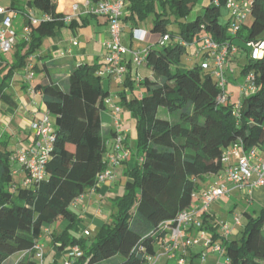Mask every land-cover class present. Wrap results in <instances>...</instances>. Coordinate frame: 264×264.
<instances>
[{
  "label": "trees",
  "instance_id": "trees-1",
  "mask_svg": "<svg viewBox=\"0 0 264 264\" xmlns=\"http://www.w3.org/2000/svg\"><path fill=\"white\" fill-rule=\"evenodd\" d=\"M203 1L128 0L123 8L126 16L121 23L136 28L151 19L150 33L167 40L145 50L153 79L141 80L143 96L119 94L120 112L125 109L136 119L140 162L126 171L124 192L113 199L110 222L90 238L76 235L79 220L71 208L77 198L97 188L108 166V140L116 137V131L113 125L104 130L101 114L110 113L104 82L111 77L100 76L101 66L95 64L79 65L65 79H53L43 64L45 80L32 89L55 119L43 180L28 185L16 182L14 164H19L11 160L14 150L0 138V264H40L35 246L57 221L65 227L60 235H51L52 243L60 252L78 247L76 264H146L177 216L191 207L192 195L202 193L200 179L225 169L223 156L229 146L238 143L245 151L264 155V56L255 61L249 57L242 66L244 79L250 73L254 76L256 90L238 103L221 104L222 91L211 71L198 63L191 67L183 63L188 47L195 43H201L199 53L207 58L202 49L205 39L218 46L234 45L239 52L247 51L251 43L264 42V0H206L194 14ZM27 6L41 13L38 24L32 25L28 18V34L18 38L8 53L11 61L7 54L0 56V104L8 107L15 104L7 91L14 75L27 67L43 39L63 24L55 0H29ZM222 9L228 16L223 24ZM233 10L236 14L247 10L252 22L245 27L243 21L236 33L229 34ZM169 24L176 28H168ZM245 217L243 230L223 239V252L228 264H264V207L257 217L249 212ZM209 218L202 216L201 229L212 232Z\"/></svg>",
  "mask_w": 264,
  "mask_h": 264
},
{
  "label": "crops",
  "instance_id": "crops-1",
  "mask_svg": "<svg viewBox=\"0 0 264 264\" xmlns=\"http://www.w3.org/2000/svg\"><path fill=\"white\" fill-rule=\"evenodd\" d=\"M29 0H0V7H3L9 11V15L12 17V28L16 32L18 38H24V29L26 28V22L31 16L32 18L39 19L41 13L27 6ZM144 2H152L154 0H142ZM124 4L128 3V0H123ZM56 14L64 17H71L70 23L63 22L58 28L54 30V34L50 37L43 39L40 48L37 53L28 59V64L31 67H35L34 77L32 82L26 80L27 67L23 68L16 75H14L10 84L14 91L9 92L15 102L13 107H8L4 104H0V138H6L9 136L11 139L16 138V142L13 144L16 147L21 144V141L25 143L21 144L25 148H35L38 144L34 135L32 141H30V130L27 134L22 131L21 128H26V123L31 124L34 121L39 120L40 116L45 112L44 104L40 94L37 92L31 93L30 88H34L37 84L42 83L45 80L46 72L44 71V65L53 79H65L70 70L79 65H100L101 68L104 65L105 57L107 55L106 43L109 39L108 36V24L105 17L94 16L90 13L94 7L90 0H55ZM206 0L197 7V11H200L205 6ZM74 6L76 10H74ZM126 16V11L123 10V16ZM150 20L148 19L144 24L132 28L128 23H122L123 31L120 38L121 45L129 51H145L148 47L156 45L158 36L150 33ZM141 30L146 31L145 41H139L133 38V31ZM74 43H77L74 45ZM199 53V49L197 51ZM3 57V56H2ZM202 61L201 64L206 62ZM8 61H11L8 57ZM239 55L231 59L227 67V79L228 75H233L232 65L239 63ZM1 63V57H0ZM27 64V65H28ZM125 64L128 67V76L123 80L110 79L104 82L109 97L113 98L115 103L119 104V94L125 92L127 97L136 96L141 98L143 96V90L141 87V80L153 79L152 70L144 63L140 67H135L131 63V56L128 54L125 56ZM113 81L117 86L115 90L113 88ZM122 81V83H121ZM235 87H231V79H228L227 83V95L228 102L238 103L245 94L241 92V85L244 83V78L234 77ZM237 101V102H236ZM122 111V108H121ZM122 114V131L124 132V149L128 152L129 156L127 160L121 162L119 165H108L107 171L110 173V177L101 181L96 189H89L78 202L72 205V210L77 214L78 224L76 235L82 237L84 232H88L89 238L92 237L100 228L101 225L110 222L111 206L113 199L121 196L124 192V185L128 179L126 171L132 170L140 159L138 152L132 154V145L135 146L137 138L136 131V119H134L130 112L125 110ZM106 117L101 114L103 128L108 130L112 128L111 115L106 110ZM112 119V118H111ZM105 121L107 123H105ZM110 123V125L108 124ZM107 124V125H106ZM26 144V145H25ZM113 151V139L108 140L107 154ZM106 154V155H107ZM264 158V155H261ZM239 157L237 155H231L229 161L225 164L235 163ZM18 182L22 183L27 177L26 172H23L21 167L17 170ZM210 180L212 184L209 188L214 186L218 182V175L211 176ZM227 196H221L215 203H213L208 211L210 215V225L214 231L204 230L206 235L211 237L212 245H218L222 248L223 239H231L236 237L244 228L246 223L245 212L250 213V207L255 204L259 208L264 207V191H260V188H232ZM209 188L202 190L206 191ZM244 202L247 208H243L242 212H238L240 204L235 199ZM232 201H234L232 203ZM199 204L198 200L193 201V207ZM260 211V210H259ZM226 223L230 228L228 235L223 234L221 236L217 226L219 223ZM65 227V223L57 221L48 228L47 236L42 239V254L43 258L41 264H65L67 259V250L60 252L52 243L51 235H60ZM200 231L196 228H191L187 232L186 239L193 241L199 239ZM183 239L179 240V248L174 250V257L169 258L165 254L163 249L160 250L159 246L157 251L162 253V257L157 264H179V260H184V264H228L224 252L213 251L211 247L205 248L203 246L202 239H199L198 244L183 247ZM37 259V258H36ZM39 260V259H38ZM73 264H76L75 262Z\"/></svg>",
  "mask_w": 264,
  "mask_h": 264
},
{
  "label": "built area",
  "instance_id": "built-area-1",
  "mask_svg": "<svg viewBox=\"0 0 264 264\" xmlns=\"http://www.w3.org/2000/svg\"><path fill=\"white\" fill-rule=\"evenodd\" d=\"M125 4L123 0H100L94 5L90 13L94 16H102L106 18L108 24V36L109 39L106 43L107 55L103 67L98 74L100 76H110L112 79L122 80L127 75L128 69L125 64V56H131V63L135 67H140L145 63V51L132 52L124 48L120 43L121 34L123 31L121 18L123 16V8ZM228 8L232 10L234 5H229ZM76 10V7L73 8ZM247 10L243 13L236 14V10H233L231 26L233 28L232 33H236L239 29L238 25L241 24L247 18ZM32 25H37L39 19L29 16ZM45 20H50L48 16H44ZM65 23H70L71 17H64L62 19ZM24 38L28 34L27 27L24 29ZM146 31L134 30L133 38L139 41H145ZM17 34L12 28V17L9 15V11L3 7H0V56L8 54L12 51L14 45L17 42ZM167 36L159 37L157 43L166 41ZM77 43H74L76 45ZM250 48V58L252 60H260L264 56V42L251 43L248 45ZM203 51L207 54V60L201 65L203 70L211 71L217 86L221 89L222 93L218 97V101L221 104L228 102L227 95V67L231 59L239 55V49L231 44H225L218 46L209 39H205L202 46ZM30 64L27 65L26 80L32 82L34 74L31 71ZM241 92L245 96L256 90L254 83V76L252 73L247 75L244 79V83L241 85ZM34 93L33 89L29 90ZM107 107L110 110L112 118V125L116 131V137L113 139V151L107 154L108 165L117 166L121 162L125 161L128 157V152L123 149V136L122 125L119 118L120 107L109 97L105 101ZM49 115L44 112L39 120L30 124V130L33 132L37 139V146L35 148H24L17 146L14 150V154L11 158L12 161L18 163L23 172H26L27 177L23 180V185H28L31 182H39L45 177L44 162L51 149V143L53 141L54 128L49 120ZM239 157L235 163L228 164L225 169L218 174V182L206 191L200 194H193L192 199L198 200L197 206L189 207L182 211L175 221V226L169 230L168 236L160 242L159 248L163 249L165 254L169 258L174 257V250L179 248V240L183 239V247L190 245H196L199 239H202L203 246L205 248L211 247L213 251H219L223 253V249L218 245H212L211 237L206 235L202 227V216L208 214L210 206L215 203L221 196L226 195L232 188H249L257 189L264 186V158L255 150L245 151L241 144H232L224 152L223 162L226 164L229 161L231 155H237ZM17 174V171L14 172ZM110 177V173L106 170L99 176V183ZM82 197V196H81ZM77 198L73 204L79 201L81 198ZM225 235L230 233V228L226 223L220 222ZM196 228L200 234L199 239L190 241L186 239L187 232L191 228ZM48 233V230H44V235ZM84 235H88V232H84ZM42 242H38L35 246L37 251L36 258L42 261ZM67 259L65 264H73L75 260L80 256L78 247H73L67 252ZM162 257V253L158 251L155 255L147 258L146 264H157ZM184 260H179V264H184Z\"/></svg>",
  "mask_w": 264,
  "mask_h": 264
},
{
  "label": "rangeland",
  "instance_id": "rangeland-1",
  "mask_svg": "<svg viewBox=\"0 0 264 264\" xmlns=\"http://www.w3.org/2000/svg\"><path fill=\"white\" fill-rule=\"evenodd\" d=\"M201 4V3H200ZM201 10V9H200ZM197 12V9H195L194 10V14ZM227 18H228V16H227V12L224 10V9H222L221 10V16H220V18H219V21L223 24V23H226L227 22ZM251 22H252V18H251V16H248L246 19H245V27H249L250 26V24H251ZM168 28H170V29H173V28H176V26L174 25V24H169V27ZM232 31H233V28H232V26H229L228 28H227V32L229 33V34H231L232 33ZM261 38H264V32H263V34L261 35ZM199 48H201V43H195V44H193L192 46H190V47H188V49H187V54L184 56V58H183V63L187 66V67H191V66H193L194 65V63H198V64H201V62L202 61H205V59H204V57L203 56H201V55H197V51H198V49ZM249 50V51H248ZM247 51H245V50H242V49H240V52H239V58H240V61H239V63H237V64H234V65H232V70L234 71V74L233 75H228V79H231V83H230V86L231 87H235V85H234V77H237V78H240L243 74H242V66H245V65H247L248 63H249V57H250V48L248 49ZM6 57H10V54L8 55H6ZM202 65V64H201ZM200 65V66H201ZM123 80V79H122ZM119 81V80H118ZM244 82V81H243ZM121 83H122V81H121ZM117 86V84H116V82L115 81H113V88H114V90H115V87ZM105 88H107L106 86H105ZM7 91H9V92H13L14 91V89H13V87H9L8 89H7ZM237 102V101H236ZM126 111H125V109H122V111H121V113L123 114V113H125ZM122 114H120V118H121V120H122ZM102 115L104 116V118L106 117V115H107V113H106V111H103L102 112ZM49 120H50V123L52 124V126L53 127H55V119L52 117V116H50L49 117ZM110 120L112 121V119L110 118ZM105 123H107L106 121H105ZM109 125H110V123H108ZM107 125V124H106ZM22 129V131L24 132V133H28L29 131H30V124H28V123H26V128H21ZM34 138V135H33V132L31 133V135H30V141H32V139ZM9 139L11 140L10 141V144H9V146H8V149L9 150H13L15 147H16V145H17V143L14 145L13 144V142H16V138H10L9 137ZM23 143H25V141H21V144H23ZM20 144V145H21ZM26 145V144H25ZM21 146H23V145H21ZM132 150L133 151H131V153L132 154H135L136 152H137V148L135 147V146H133L132 145ZM19 165H17V164H14V170L15 171H17L18 169H19ZM210 177L211 176H208V177H204L203 179H200V181H199V186H200V188H202V189H204V188H209L210 187V185L212 184V182H211V180H210ZM14 180L16 181V182H18V174H14ZM260 191H264V187H262L261 189H260ZM224 196H227V195H224ZM232 200H234V201H237L239 204H240V209H238V212H242V210H243V208H246V209H248L247 208V205L244 203V202H241V201H238V200H236V198L235 199H232ZM234 201H232V203L234 202ZM235 203V202H234ZM243 208H242V207ZM261 208H259L258 207V205L257 204H255L253 207H250V213L253 215V217L255 218V217H257L258 216V213H259V210H260ZM217 230H219V232H220V234H221V236H224L223 234H224V231L222 230V227L220 226V225H218L217 226ZM94 236V235H93ZM118 258V260L119 259H121V257L120 256H117ZM41 264V263H40Z\"/></svg>",
  "mask_w": 264,
  "mask_h": 264
}]
</instances>
